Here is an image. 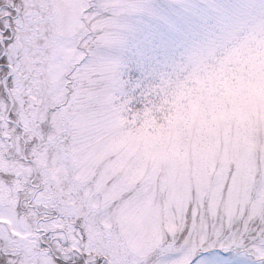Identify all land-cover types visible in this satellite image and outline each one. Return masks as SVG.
Wrapping results in <instances>:
<instances>
[{"label":"snow or ice","instance_id":"snow-or-ice-1","mask_svg":"<svg viewBox=\"0 0 264 264\" xmlns=\"http://www.w3.org/2000/svg\"><path fill=\"white\" fill-rule=\"evenodd\" d=\"M195 46L124 78L142 0H0V264H264V0H199Z\"/></svg>","mask_w":264,"mask_h":264},{"label":"rangeland","instance_id":"rangeland-1","mask_svg":"<svg viewBox=\"0 0 264 264\" xmlns=\"http://www.w3.org/2000/svg\"><path fill=\"white\" fill-rule=\"evenodd\" d=\"M152 5L155 15L136 22L123 51L128 61L126 79L133 83L155 79L167 72L182 54L190 51L201 37L200 24L190 11L175 5L190 6L199 0H142Z\"/></svg>","mask_w":264,"mask_h":264},{"label":"clouds","instance_id":"clouds-1","mask_svg":"<svg viewBox=\"0 0 264 264\" xmlns=\"http://www.w3.org/2000/svg\"><path fill=\"white\" fill-rule=\"evenodd\" d=\"M128 72V66L124 69V78L126 79V73Z\"/></svg>","mask_w":264,"mask_h":264}]
</instances>
